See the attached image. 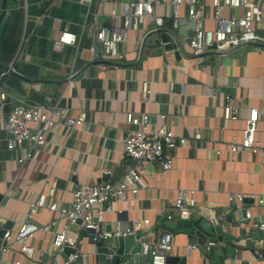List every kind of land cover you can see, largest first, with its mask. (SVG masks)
<instances>
[{
  "label": "crops",
  "instance_id": "crops-1",
  "mask_svg": "<svg viewBox=\"0 0 264 264\" xmlns=\"http://www.w3.org/2000/svg\"><path fill=\"white\" fill-rule=\"evenodd\" d=\"M138 1L8 0L0 30V230L18 228L28 213V199L45 192L46 180H56L57 201L62 207L72 202L73 193L83 185L119 184L135 166L123 146L131 128L127 115L149 114L154 127L165 116L177 140L187 141L175 153L176 168L161 176L158 168L148 165L138 195L127 193L125 199L115 202L114 211L105 214L106 230L128 233L135 223L149 220V228L137 236L154 241L172 233L173 250L168 258L175 262L168 264H180L183 258L186 264H210L198 251H189L193 244L188 232L172 230L167 216H173V222H195L209 213L212 223L218 225V218L227 217L234 205L230 195L264 196L261 158L250 152L233 156L227 148L235 138L242 139L251 109L260 112L257 139L264 142V48L256 51L242 47L227 57L208 54L196 60L187 44L192 24L176 34L172 28L170 34L163 31L172 23V9L160 6L155 15L164 19L165 29L148 21L138 31L126 30L127 40L119 45L121 57L108 58L96 39L97 33L113 30V14L118 16V29H123L124 4ZM211 2L205 0L204 11L208 17L205 28L209 30L214 27ZM63 33L75 35L76 44L61 45ZM258 33L264 35V24ZM164 35L169 43L176 39L179 49L167 46ZM102 63L108 69L100 70L98 65ZM145 82L150 87L149 103L144 102ZM2 93L10 96L9 101L2 102ZM227 98L239 112L236 121L224 120ZM10 105L12 110L58 105L71 118L83 112L86 121L73 132L63 127L48 131L49 148L32 150L31 144L24 143L18 151H9L11 135L6 123ZM196 134H200V141L194 140ZM31 150L32 159L20 163L19 158L27 157ZM180 191L195 192L196 206L189 207L190 215L184 219L175 208ZM236 205L246 208L252 230L257 222L264 223V207L257 201ZM53 219L47 210H40L34 223L42 226ZM223 226L230 229L228 224ZM81 232L75 227L69 234L79 242L78 258L73 263L112 264L110 259L102 261L101 247L91 244L88 238L81 239ZM53 243L54 235L37 234L31 242L33 255L27 258L11 242L6 252H0V264H67L63 252ZM72 256L65 258L70 260ZM215 260L217 264H264L249 253H240L235 260ZM119 264L151 262L128 255Z\"/></svg>",
  "mask_w": 264,
  "mask_h": 264
},
{
  "label": "built area",
  "instance_id": "built-area-1",
  "mask_svg": "<svg viewBox=\"0 0 264 264\" xmlns=\"http://www.w3.org/2000/svg\"><path fill=\"white\" fill-rule=\"evenodd\" d=\"M160 6H169L172 9L171 21L172 32L176 34L181 28L194 25L192 35L187 39V44L196 60L208 54L227 57L231 52L242 47H248L256 51L264 48V35L258 33L260 26L264 24V0H212L213 29L205 28L208 19L204 13L205 0H141L138 2L124 4L122 17L123 29H118L117 14H113V30L101 29L96 39L104 47L108 58H120L119 45L127 39L126 30L138 31L145 22H155L158 29H164L165 21L155 15V9ZM229 12L227 15L226 12ZM172 35V34H171ZM173 36V35H172ZM175 38V37H173ZM61 45H74L77 42L75 35L63 33L59 39ZM174 49H179V43L175 39L172 43ZM113 68H118L116 65ZM100 70L108 69L107 64L98 65ZM149 83H143L144 102L149 103ZM10 96L1 94L2 102L9 101ZM239 112L234 108L232 100L227 98L224 107V120H238ZM55 117V118H54ZM86 116L82 112L79 117L71 118L62 109L56 106L45 107L40 105L19 106L12 110L7 118V130L11 135L8 144L9 151H18L24 143L31 144L34 148H49L50 141L47 138L48 131L59 128L69 129L70 132L78 130L85 124ZM260 112L251 109L249 118L243 130L242 139L237 138L227 145L233 156L242 152H250L262 160L264 166V142L257 139ZM127 124L131 127L123 140L126 156L135 162L119 184L101 183L86 184L79 187L74 193L72 202L66 206H59L57 197L59 194L58 184L55 181L43 182L45 192L36 199L29 198L28 213L24 221L18 224L15 231L6 230L1 239L3 246L0 252H6L7 245L14 242L19 252L27 258H31L34 248L32 239L39 233H50L54 235V246L60 252L64 248H79V242L70 237V232L77 227L81 231L93 232L95 244L110 241L114 237L135 235L150 226L149 220L134 224L131 231L122 233L119 230L109 232L106 230L104 216L114 211L115 202L125 199L127 193L133 196L143 189L142 181L147 174V166L158 168L159 174H164L176 168V152L185 146V139L177 140L171 127L166 122V117H160V123L154 127L149 114L136 116L133 113L127 115ZM200 134H196L194 140L200 141ZM32 150L27 157L19 158L20 163L32 159ZM220 155L221 152L217 151ZM194 191H180L175 201V208L179 210L182 219L190 215L189 207H195ZM231 203H244L247 200L257 201L264 207V196L257 198L251 195H230ZM40 210H47L54 215V219L42 226L34 223L35 215ZM250 219V215H247ZM169 222L174 217L167 216ZM218 223V222H217ZM254 230L264 232V223L254 224ZM173 234L165 233L157 240L150 241L145 237H139L141 250L139 255L150 260L151 264H168V257L173 250ZM194 247H190V252ZM74 260L78 258L76 253ZM74 262V261H73ZM69 262L67 264H74ZM14 264H22L20 261Z\"/></svg>",
  "mask_w": 264,
  "mask_h": 264
},
{
  "label": "water",
  "instance_id": "water-1",
  "mask_svg": "<svg viewBox=\"0 0 264 264\" xmlns=\"http://www.w3.org/2000/svg\"><path fill=\"white\" fill-rule=\"evenodd\" d=\"M7 3L8 0L2 1L1 14H0V30L4 19L7 15ZM190 28H194L192 24ZM163 42L167 46L173 48V44L169 43L166 35L163 36ZM10 113L12 112V106H8ZM231 212L227 217L220 216L218 218V225L212 223L211 215L208 213L205 219L202 218L198 221L191 220H179L178 222L169 223V227L172 230L177 228L180 230H186L188 239L193 244L194 250L198 251L210 264H217L216 258L226 260L238 259L239 254L249 253L257 262H264V232L260 230H252L249 228L250 221L247 219L246 208H240L236 204L232 205ZM223 224H228L230 229L224 228ZM6 230H0V245ZM88 238L91 244L93 241V232L82 231L81 239ZM139 236L127 235L114 237L110 241L108 246L103 247L102 243L98 245L101 247L99 253L101 259L105 262L110 259L112 264H119L123 262V259L130 255L139 259L141 243L138 241ZM251 242V246H245L243 242ZM77 249L66 247L62 251L64 262H73L74 257L70 260L65 258L66 255L76 254ZM174 263L172 258H168V263ZM180 264H186V258L181 260ZM243 264H248L243 262Z\"/></svg>",
  "mask_w": 264,
  "mask_h": 264
},
{
  "label": "trees",
  "instance_id": "trees-1",
  "mask_svg": "<svg viewBox=\"0 0 264 264\" xmlns=\"http://www.w3.org/2000/svg\"><path fill=\"white\" fill-rule=\"evenodd\" d=\"M168 27V28H167ZM171 28H172V24L170 23V24H168V26H166V29L165 30H163V31H165V32H167V33H169L170 34V32H171Z\"/></svg>",
  "mask_w": 264,
  "mask_h": 264
},
{
  "label": "rangeland",
  "instance_id": "rangeland-1",
  "mask_svg": "<svg viewBox=\"0 0 264 264\" xmlns=\"http://www.w3.org/2000/svg\"><path fill=\"white\" fill-rule=\"evenodd\" d=\"M172 24V23H171Z\"/></svg>",
  "mask_w": 264,
  "mask_h": 264
}]
</instances>
